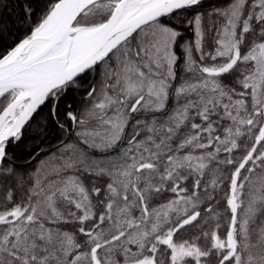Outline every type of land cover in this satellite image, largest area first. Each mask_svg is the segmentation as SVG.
<instances>
[{"label": "snow or ice", "instance_id": "6c2138e0", "mask_svg": "<svg viewBox=\"0 0 264 264\" xmlns=\"http://www.w3.org/2000/svg\"><path fill=\"white\" fill-rule=\"evenodd\" d=\"M0 264H264V0H0Z\"/></svg>", "mask_w": 264, "mask_h": 264}]
</instances>
